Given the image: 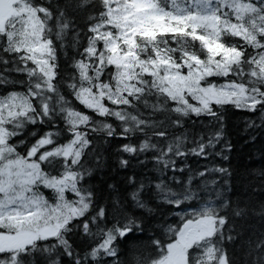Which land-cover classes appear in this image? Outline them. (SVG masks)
I'll return each mask as SVG.
<instances>
[{"label": "snow or ice", "instance_id": "obj_1", "mask_svg": "<svg viewBox=\"0 0 264 264\" xmlns=\"http://www.w3.org/2000/svg\"><path fill=\"white\" fill-rule=\"evenodd\" d=\"M0 264H264V0H0Z\"/></svg>", "mask_w": 264, "mask_h": 264}, {"label": "trees", "instance_id": "obj_2", "mask_svg": "<svg viewBox=\"0 0 264 264\" xmlns=\"http://www.w3.org/2000/svg\"><path fill=\"white\" fill-rule=\"evenodd\" d=\"M229 138L234 146L231 153L233 167L243 171L246 167H259V141L256 145L248 142L247 136L243 130V115L237 114L231 118L228 125ZM253 161V163H250ZM196 163H204V161H196Z\"/></svg>", "mask_w": 264, "mask_h": 264}]
</instances>
